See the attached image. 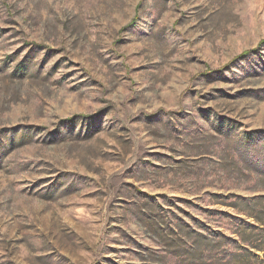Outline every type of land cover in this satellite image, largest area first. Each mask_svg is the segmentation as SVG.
<instances>
[{
    "label": "rangeland",
    "instance_id": "1",
    "mask_svg": "<svg viewBox=\"0 0 264 264\" xmlns=\"http://www.w3.org/2000/svg\"><path fill=\"white\" fill-rule=\"evenodd\" d=\"M0 264H264V0H0Z\"/></svg>",
    "mask_w": 264,
    "mask_h": 264
},
{
    "label": "trees",
    "instance_id": "2",
    "mask_svg": "<svg viewBox=\"0 0 264 264\" xmlns=\"http://www.w3.org/2000/svg\"><path fill=\"white\" fill-rule=\"evenodd\" d=\"M242 210H243V209H242ZM247 215L250 216V217H257V215H254V214L251 215L250 213H248Z\"/></svg>",
    "mask_w": 264,
    "mask_h": 264
}]
</instances>
